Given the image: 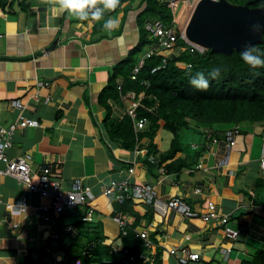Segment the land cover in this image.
I'll list each match as a JSON object with an SVG mask.
<instances>
[{
  "label": "crops",
  "instance_id": "1",
  "mask_svg": "<svg viewBox=\"0 0 264 264\" xmlns=\"http://www.w3.org/2000/svg\"><path fill=\"white\" fill-rule=\"evenodd\" d=\"M141 2L124 1L115 11L105 12L99 23L70 18L67 12L60 13L41 0H28L26 11L17 4L0 9V131L9 132L13 127L6 156L13 160L28 154L36 172L44 165L50 168L58 164L63 189L76 181L89 188L94 196V218L103 224L105 243L118 249L122 246L120 228L111 216V197L103 195L101 189L125 177L135 160L133 182L153 186L163 200L180 197L197 215L187 218L173 209L161 213L146 204H136L134 209L141 217L138 229L147 231L153 242L149 262L159 253V264H176L168 249L186 248L199 255L197 261L186 264H240L255 250H264V184H259L264 181L260 166L264 125L241 127L230 149L222 135L210 138L192 131L190 144L182 145L175 156L185 158L190 165L164 176L152 160L168 149L169 133L155 135L152 157L146 156L148 138L138 141L133 150L120 148L108 138L104 126L108 112L100 95L115 68L140 41L137 16L143 9ZM109 18L118 21L111 32L102 29ZM121 79H116L117 89ZM122 89H118L120 103L111 106L109 112L117 119L126 106L122 93H135ZM15 100L22 107L14 106ZM20 115L37 124L20 126ZM213 138H217L216 143ZM135 150L142 153L136 156ZM33 180L36 182V177ZM22 195L29 205L26 212H12L4 206V202H15ZM0 201V264H26L30 251L34 254L47 243L55 249L67 247L78 234L75 222L70 221L78 219V209H49L44 213L48 219H44L41 206L49 205V199L27 192L11 176L0 175ZM209 201L218 214L229 216L231 227L240 232L239 239L226 236L219 221L200 218ZM67 226L74 227L70 235L64 232ZM117 240L121 245H116Z\"/></svg>",
  "mask_w": 264,
  "mask_h": 264
},
{
  "label": "trees",
  "instance_id": "2",
  "mask_svg": "<svg viewBox=\"0 0 264 264\" xmlns=\"http://www.w3.org/2000/svg\"><path fill=\"white\" fill-rule=\"evenodd\" d=\"M124 1L131 0H120L119 5ZM141 1L143 9L137 16L140 41L136 48L130 51L125 61L115 68L104 93L100 95L101 101L106 103L105 109L108 112L104 126L109 140L126 150H133L138 141L148 138L150 143L146 156L151 157L156 152L153 142L155 135L160 131L169 133L171 141L168 149L158 159H153L152 164L157 170L162 167L165 174L179 173L190 165L185 158L175 159L176 154L182 150L180 138L185 132L193 131L205 136L208 134L210 138L212 135L218 137L219 134L225 141L226 131L235 126L238 127L237 136L241 132V127L245 125H264V67L250 69L240 59L241 50H234L230 54L212 52L210 49L199 52L192 50L183 39L178 37L176 43L183 50L174 52L165 63L158 55L146 58L136 79L131 80L130 74L142 54L148 46L157 41L145 29L146 22H160L168 28L173 24L176 25L177 21L175 10L167 5L166 0ZM226 1L236 5H247L249 8L264 6V0ZM14 4H17L22 11H26L29 7L28 0H0V9H11ZM98 6L102 7V5ZM251 46L257 49L256 54L264 59V31L262 40ZM216 68L220 70V75L210 80V87L206 91H199L190 85L189 80L197 72H203L207 77L208 73ZM119 77L122 78L124 92L134 91L136 94H144L141 106L136 109V117L146 120L143 130L137 132L134 130L133 120L126 111L119 119L109 115L111 106L120 103L116 81ZM144 81L148 86L142 83ZM219 126L224 130L216 129ZM213 140L217 142V138H213L212 142ZM59 169L58 164L50 165L51 175L58 178ZM259 184L263 185L264 181L260 180ZM110 201L113 206L112 217L131 216L133 219L124 233H119L122 249L115 250L111 244L105 243L103 224L94 219L95 212L90 220L83 221L82 218L88 207L77 206L78 219L74 225L78 234L72 243L67 247L57 246L56 249L51 243H47L34 254L30 251L31 253L26 257V264H128V262L159 264V253L153 256L152 262H149L151 255L148 254L153 248V242L148 251L143 240L134 234L133 229H138L141 222L138 211L134 209L137 202L134 199H125L119 203L113 196ZM84 222L88 225L89 222L91 223L82 231L80 223ZM72 229L74 231V227ZM55 240H58V235ZM144 253L149 256L148 260L140 258V254ZM240 264H264V250H255Z\"/></svg>",
  "mask_w": 264,
  "mask_h": 264
},
{
  "label": "built area",
  "instance_id": "3",
  "mask_svg": "<svg viewBox=\"0 0 264 264\" xmlns=\"http://www.w3.org/2000/svg\"><path fill=\"white\" fill-rule=\"evenodd\" d=\"M165 1V0H160ZM166 3L172 9L176 7V0H166ZM175 21V19H174ZM145 29L157 39L156 42L148 46L146 51L142 54L140 60L133 68L130 79L135 80L136 76L139 72V69L143 66L144 60L154 55L161 56L163 59V63L169 59L170 55H172L176 51H181L183 48H179L177 45V39L180 37L183 41L190 46L191 49L197 50L199 52H203L204 49L191 43L187 40L184 32L180 33L176 25H171L170 27H164L160 22H146ZM146 86H148L147 82H142ZM122 83L120 82L118 85V89L121 90ZM144 97L143 93L136 94L128 92L126 94L121 95V99L126 103L125 111L127 115L133 120L134 130L140 131L143 130L146 126L145 119H138L136 117V109L141 106V99ZM14 106L19 107L21 105L19 100L13 101ZM35 121L26 120L22 115L19 116V125H36ZM238 127L226 131L225 133V146L230 149L235 145L236 142V134ZM2 139H0V175L11 176L16 179L20 184H22L27 192L36 193L43 198L49 199V205H42L41 209L43 211L42 216L44 219H48L47 216L44 215L49 209L54 212H60L64 208L77 207V206H85L87 205V211L85 212L82 220L87 221L90 220L92 214L94 213V206H92L91 202L94 198L92 192L89 188L84 187L79 181L74 182L70 188L63 189L61 187V182L58 178L53 177L51 175L50 168L47 165H44L37 172L32 170L30 164V156L28 154H24L16 159L10 160L6 156V150L10 147L11 136L13 133V127L9 128V132L5 130H1ZM216 142V140H213ZM142 152L140 150H135V155L138 156ZM144 154V153H143ZM136 161L133 160L131 165L126 170V176L121 178L120 180L111 181L108 185L102 186L101 193L107 197H114V200L121 203L125 199H134L137 204L142 203L146 204L154 209V211L165 213L170 209L175 210L179 214L187 217L194 218L197 217L196 213L192 211L189 206L177 196H171L167 200L160 199L157 196V192L155 188L146 183H137L132 181V175L134 174L136 168ZM260 166L264 168V151L260 157ZM196 167L201 168V164H197ZM160 174L165 175L164 169L159 168ZM36 177L37 181L35 182L33 179ZM195 193H199V190L196 189ZM0 203H2L0 201ZM4 206L12 211V212H26L29 208L28 201L24 195L20 196L15 202H4ZM200 218L208 222L210 220H217L219 224L222 226L223 231L226 236L231 239H235L239 235V230L231 227L230 219L227 215H220L216 212L215 204L212 201L207 203V209L204 210L200 214ZM114 220L118 223L120 228V234H123L125 228L128 227L129 223H132L133 219L129 216L126 218L115 217ZM12 227H16L17 224H12ZM136 237H139L143 240L144 246L149 249L152 247V242L148 237L147 231H139L138 229H133ZM64 232L67 234H72L73 229L71 226H67L64 229ZM57 236V234L55 235ZM121 245V243H120ZM115 250L122 249L114 248ZM169 254L174 258L176 264H186L190 261H197L199 259V255L196 253L190 252L186 248H170L168 249ZM140 258H144V260H148L149 256L145 253L140 254Z\"/></svg>",
  "mask_w": 264,
  "mask_h": 264
},
{
  "label": "water",
  "instance_id": "4",
  "mask_svg": "<svg viewBox=\"0 0 264 264\" xmlns=\"http://www.w3.org/2000/svg\"><path fill=\"white\" fill-rule=\"evenodd\" d=\"M259 23L260 32L251 26ZM264 6L249 8L226 0H198L184 29L191 43L212 52L230 54L262 40Z\"/></svg>",
  "mask_w": 264,
  "mask_h": 264
},
{
  "label": "clouds",
  "instance_id": "5",
  "mask_svg": "<svg viewBox=\"0 0 264 264\" xmlns=\"http://www.w3.org/2000/svg\"><path fill=\"white\" fill-rule=\"evenodd\" d=\"M41 2L55 8L60 13L67 12L70 18H74L78 21L91 19L92 21L99 23L104 20L105 12L116 10L120 0H55V3H53L52 0H41ZM98 5H102V7ZM117 27L118 21L115 18H109L102 24V29L107 32L114 31ZM260 29L261 25L259 23L251 26V31L254 34L260 32ZM256 52L257 49L251 45H246L240 52V59L250 69L264 67V59L257 55ZM219 75L220 70L218 68L209 72L207 77L203 72H197L189 80V83L199 91H206L210 87V80L218 78Z\"/></svg>",
  "mask_w": 264,
  "mask_h": 264
},
{
  "label": "rangeland",
  "instance_id": "6",
  "mask_svg": "<svg viewBox=\"0 0 264 264\" xmlns=\"http://www.w3.org/2000/svg\"><path fill=\"white\" fill-rule=\"evenodd\" d=\"M197 1L198 0H176V7L174 9L175 10L174 14H175V17L177 18V21L175 24H176L177 30L180 33L184 32V29L192 15V12L195 8ZM163 136H165V133L163 134ZM193 137H194V134L192 133V131H187L184 134H182L180 138V142L182 143V145L188 146ZM163 141H165V137L163 138ZM70 221L74 223L76 222V219L72 218ZM90 223L91 222H89V225ZM95 223L96 222H93V224ZM89 225L87 222L80 223V228L82 231H84ZM118 244H120L119 240H117L116 245Z\"/></svg>",
  "mask_w": 264,
  "mask_h": 264
},
{
  "label": "bare ground",
  "instance_id": "7",
  "mask_svg": "<svg viewBox=\"0 0 264 264\" xmlns=\"http://www.w3.org/2000/svg\"><path fill=\"white\" fill-rule=\"evenodd\" d=\"M21 10H22V9H21ZM159 216H160V215H159ZM146 222H147V221H146ZM144 223H145V222H144ZM237 238L239 239V237H237ZM237 238H236V239H237ZM237 241H238V240H237ZM233 243H234V242H233ZM232 246H233V244H232ZM128 258H129V257H128ZM137 258H138V257H137ZM134 259H135V258H134ZM133 261H134V260H133ZM128 264H129V262H128ZM145 264H146V263H145Z\"/></svg>",
  "mask_w": 264,
  "mask_h": 264
}]
</instances>
